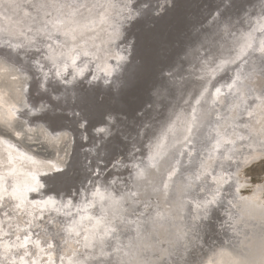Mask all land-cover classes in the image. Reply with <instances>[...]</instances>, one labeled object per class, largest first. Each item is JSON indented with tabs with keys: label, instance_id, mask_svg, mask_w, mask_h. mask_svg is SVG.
<instances>
[{
	"label": "bare ground",
	"instance_id": "bare-ground-1",
	"mask_svg": "<svg viewBox=\"0 0 264 264\" xmlns=\"http://www.w3.org/2000/svg\"><path fill=\"white\" fill-rule=\"evenodd\" d=\"M170 2L159 0L156 11ZM146 5L138 0H0V60L17 70L15 74L0 62V108L5 112L0 121V191L7 178L30 182L37 191L36 209L23 215L42 209L57 213L56 236L87 222L80 240L72 233L83 252L69 264H208L213 259L264 264V183L253 184L245 173L264 161V0L238 16L223 19L214 12L182 52V61L157 82L140 111L145 156L135 159L141 153L137 145L128 188L117 192L98 181L91 191L82 189L77 201L60 198L42 190V176L56 169L61 176L73 172L70 155L60 168L22 149L27 144L37 154L48 148L68 153L70 145L65 138L32 136L13 118L30 121L37 109L49 106L30 99L28 89L20 108L12 105L21 100V78L29 76L24 63L31 60L41 68L45 91L63 86L62 93L52 92L63 102L75 100L82 81L115 85L131 62L129 28L145 14ZM37 122L53 136L69 133ZM101 130L108 135L106 126ZM228 161L231 166L220 168ZM111 163L125 164L118 159ZM102 165L90 176L100 178ZM69 182L64 178L60 183ZM247 189L253 193H241ZM4 203L0 235L14 207L10 199ZM32 245L38 248L36 262L48 264V252L36 240ZM48 245H60L57 251L68 258L62 242L52 239ZM221 251L226 255H216Z\"/></svg>",
	"mask_w": 264,
	"mask_h": 264
},
{
	"label": "water",
	"instance_id": "water-1",
	"mask_svg": "<svg viewBox=\"0 0 264 264\" xmlns=\"http://www.w3.org/2000/svg\"><path fill=\"white\" fill-rule=\"evenodd\" d=\"M158 1L138 0L139 4H147L146 12L129 28L133 38L131 62L115 85L105 87L82 81L76 90L75 100L63 102L52 94L62 93L63 86L52 88L51 93L45 91L41 83H45L46 79L43 73L38 75L41 68L30 60L31 57L29 62L24 63V68L32 76L28 85L29 98L38 103L47 102L52 107L46 105L45 109H37L28 119L33 123L41 121L53 131H69L75 139L70 153L73 172L64 177L57 171L42 176L46 185L43 191L77 201L82 189L89 192L98 181L119 192L125 185L118 184L117 177L125 174V188H128L130 160H133L131 154L136 151L137 145L141 153L135 159L142 160L145 156L140 133L144 119L140 111L157 82L165 71L182 61V52L187 45L196 41V31L205 28L214 12H219L224 19L241 15L248 10V5L252 4L254 9L257 4V0H171L164 10L160 8L156 11L155 3ZM206 10L210 11L207 16L203 15ZM53 74L57 75L54 69ZM76 74L72 72L73 77ZM105 126L108 135L101 130ZM132 143L135 148H130ZM117 159L125 164L118 167L117 163H111ZM103 160L106 163L101 162ZM101 163L104 165L100 178L91 177V171L97 170V165ZM80 176H85L86 180ZM64 178L70 181L69 184L61 185Z\"/></svg>",
	"mask_w": 264,
	"mask_h": 264
},
{
	"label": "rangeland",
	"instance_id": "rangeland-1",
	"mask_svg": "<svg viewBox=\"0 0 264 264\" xmlns=\"http://www.w3.org/2000/svg\"><path fill=\"white\" fill-rule=\"evenodd\" d=\"M0 62L13 73L17 74V70L13 68V64L11 62L7 60H0ZM25 75L27 78H21V100L18 103H12V105L17 109L20 108V105L25 102V90L29 89L28 85L32 77L30 74H28L29 76H27V74ZM20 76L21 75H18L17 77L20 78ZM0 99H3L1 93ZM4 116L5 112L0 108V121L5 120ZM13 118L21 122L27 128L28 133H31L32 136L42 133L50 140H62L65 138L67 143H70L68 153H66L63 149H55L52 151L48 148V151L42 150L41 154H37L32 152L29 147L28 149L26 146L27 144L22 149L32 157H36V159L48 162L55 166L57 165L60 168H63L67 165L68 156L73 149V138L69 133L53 136L48 131L38 127V122L33 123L18 115ZM4 139L9 142L11 146L14 145L13 140H9L8 137H4ZM130 146V148H135L133 143ZM226 162H224L220 166V168L222 166H231L230 161H228L229 163ZM245 173L246 176L250 178L253 184L264 183V161L254 164L252 167L248 168ZM117 178L119 179L118 184H124L125 188L127 183V181L125 180L127 178V174L119 176ZM11 182L12 179L9 178L4 180L3 190L0 191V210L2 206H4V202L6 200L10 199L14 205V207L12 208V215L8 217V226L5 229L4 234L0 235V264H44L40 260L36 262L38 248L32 245L35 240L39 244V248H42L44 249V251L46 250L48 252L47 254L50 258L48 264L72 263V259H74L75 255L83 252L82 245H80L79 241L76 242L75 239H73L74 236L72 235V233L76 234V237H78V240H80V237L83 236V233L81 232H84V226L87 224V222L84 224L78 223L77 226L73 228H66L65 230L63 229L64 231L62 233L60 232V237L56 236L53 233V227L55 226V224L53 223L54 219L57 216V213L42 209L35 215H23L25 211H35L36 204L34 200L37 196V191L32 188V184L28 181L25 182V180H14L13 183ZM19 184H25L27 186L25 187L24 185L19 189L16 187V185ZM7 188H9L10 190L8 191ZM241 193L249 195L253 192L252 190L250 191V189H247L245 192L242 191ZM16 223L20 224L17 225ZM52 239H54L56 242H62L63 247H65L69 252L67 253L68 258H64L57 251V249L61 247L60 245H58L57 248L53 247V249L49 247V241Z\"/></svg>",
	"mask_w": 264,
	"mask_h": 264
},
{
	"label": "snow or ice",
	"instance_id": "snow-or-ice-1",
	"mask_svg": "<svg viewBox=\"0 0 264 264\" xmlns=\"http://www.w3.org/2000/svg\"><path fill=\"white\" fill-rule=\"evenodd\" d=\"M5 122H7V121H5ZM56 170L60 171V169H56ZM261 247L264 248V242H262ZM216 255L223 257L226 255V253L221 251V252L216 253ZM208 264H220V262L217 261L216 259H213V260L209 261Z\"/></svg>",
	"mask_w": 264,
	"mask_h": 264
}]
</instances>
